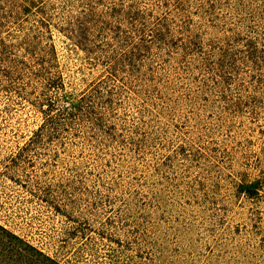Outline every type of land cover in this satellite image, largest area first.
<instances>
[{
    "label": "trees",
    "instance_id": "16d2710c",
    "mask_svg": "<svg viewBox=\"0 0 264 264\" xmlns=\"http://www.w3.org/2000/svg\"><path fill=\"white\" fill-rule=\"evenodd\" d=\"M132 17L137 31L143 27L139 39L144 41L133 53L135 68L121 56L113 59L130 31L125 21ZM57 36L63 38L61 49ZM210 36L216 37L214 47L208 44ZM262 41L264 0H140L131 12L119 7L118 0H0V118L16 121L13 106L33 98L31 115L40 116L39 123L29 130L30 117L17 119L11 132L18 135L25 126L34 148H43L46 141L64 145L72 126L85 122L98 146L108 149V139L123 141L109 118L118 103L126 102L139 109L135 129H149L151 140L160 132L170 134L185 155L199 143L211 145L237 119L255 111L251 102L264 90ZM63 50L81 54L89 76L99 73L74 103L68 100ZM241 51L243 56L236 55ZM194 74L199 76L196 91L186 84ZM110 161L97 168L110 167ZM112 167L109 172L116 174L118 165ZM129 190L126 204L138 205L142 194ZM113 228L99 238H89L82 228L75 238H89V243L79 248L76 264H154L152 254L131 255L133 246L145 249V239L124 245L109 233ZM0 247L22 263L61 264L56 255L50 257L2 226Z\"/></svg>",
    "mask_w": 264,
    "mask_h": 264
},
{
    "label": "rangeland",
    "instance_id": "374dc122",
    "mask_svg": "<svg viewBox=\"0 0 264 264\" xmlns=\"http://www.w3.org/2000/svg\"><path fill=\"white\" fill-rule=\"evenodd\" d=\"M62 41L55 37L59 49ZM62 54L68 100L74 103L99 73L89 76L82 69L81 54ZM197 81L194 74L186 84L196 91ZM262 94L251 102L255 111L246 119L185 155L170 134L160 132L151 140L149 129H135L139 109L126 102L109 118L123 141L108 139V149L98 146L85 122L72 126L64 145L46 141L34 148L25 126L18 135L11 132L18 120L30 117L29 130L40 121L31 115L33 98L19 101L12 110L16 121L0 118V226L56 255L61 264H76L79 248L110 226L109 233L124 245L145 239V249L133 246L131 255L152 254L161 264H264ZM196 101L199 109L202 102ZM202 152L207 155L200 157ZM107 161L110 167L97 168ZM129 187L142 194L138 205L126 204ZM82 228L88 239L75 238ZM0 264L26 263L0 247Z\"/></svg>",
    "mask_w": 264,
    "mask_h": 264
},
{
    "label": "snow or ice",
    "instance_id": "6c2138e0",
    "mask_svg": "<svg viewBox=\"0 0 264 264\" xmlns=\"http://www.w3.org/2000/svg\"><path fill=\"white\" fill-rule=\"evenodd\" d=\"M203 2V0H201ZM119 7L121 8H127L129 12H131L134 8H138L140 6V0H118ZM135 20V17H132L131 19L125 21V23L128 24V30L125 32V39L123 41L119 42L118 47L116 48L115 52L113 53V59H115L117 56L123 57V60H126L130 63V66L135 68V64L132 62L133 53L139 52L140 44L144 43L143 40H140L143 33V27H141L140 31H137L136 24L132 21ZM149 39H151V35H149ZM159 39L161 41H164V36H159ZM215 36H210L208 44L210 47H214L212 44V40H215ZM139 41V42H138ZM165 43L167 41H164ZM264 43V41H262ZM209 57H211V53H207ZM238 56H243V51L236 53ZM136 59H139V56L136 57ZM261 60H264V52H261ZM210 62V61H209ZM231 66V65H230ZM137 72H139V69H136ZM261 99H264V94H262ZM231 96L228 99V103H231Z\"/></svg>",
    "mask_w": 264,
    "mask_h": 264
}]
</instances>
